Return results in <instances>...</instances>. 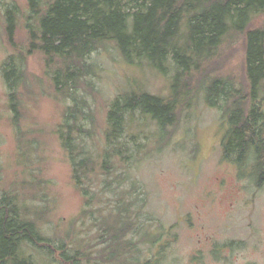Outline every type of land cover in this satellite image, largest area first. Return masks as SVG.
<instances>
[{
  "label": "rangeland",
  "instance_id": "rangeland-1",
  "mask_svg": "<svg viewBox=\"0 0 264 264\" xmlns=\"http://www.w3.org/2000/svg\"><path fill=\"white\" fill-rule=\"evenodd\" d=\"M10 9L16 49L6 39ZM29 15L27 0H0V200L15 202L57 249L64 244L67 256L79 253L81 264H264V184L256 186L250 163L223 159L227 120L203 98L182 112L164 140L155 121L128 115L121 141L130 151L111 159L108 174L98 165L82 195L57 135L65 115L86 131L75 134L77 149L101 161L112 102L131 91L168 97L173 72L162 75L145 61L128 64L113 44H105L87 59L93 74L72 95L56 93L54 67L38 52L26 54ZM226 42L223 66L214 75L232 76L239 84L243 36ZM11 58L25 70L17 87V124L2 77ZM128 154L129 161H121ZM22 251L35 264H66L56 250L24 243Z\"/></svg>",
  "mask_w": 264,
  "mask_h": 264
},
{
  "label": "trees",
  "instance_id": "trees-1",
  "mask_svg": "<svg viewBox=\"0 0 264 264\" xmlns=\"http://www.w3.org/2000/svg\"><path fill=\"white\" fill-rule=\"evenodd\" d=\"M27 1L30 21L26 25V54L38 52L48 68L54 67L52 86L56 93L72 95L70 90L93 74L87 62L90 54L105 44H113L128 64L145 61L162 75L173 72L168 97L131 91L112 102L106 116L101 161L77 149L75 134L86 131L75 120L69 123L72 115H65L57 135L69 156L72 179L85 198V180L91 178L96 167L108 174L111 159L130 151L121 141L128 115L155 121L164 140L172 135L182 112L201 98L207 106L220 109L227 120L221 142L223 159L239 166L250 163L256 186L264 184V0ZM5 15L6 39L16 49L15 11L7 10ZM258 16L262 17L260 23L251 26ZM36 18L37 27H33L31 20ZM239 36H243L244 56L242 78L237 84L232 76L214 74L223 66L222 46ZM11 59L2 77L8 88L12 120L17 124V87L25 78V70L22 63ZM135 146L142 147L138 143ZM131 157L123 155L121 161ZM12 202L0 200V264H35L31 256L23 254L24 243L59 251L66 264L82 263L79 253L67 256L64 244L57 249L50 243L40 234L36 221L24 219ZM144 264L157 263L148 260Z\"/></svg>",
  "mask_w": 264,
  "mask_h": 264
}]
</instances>
